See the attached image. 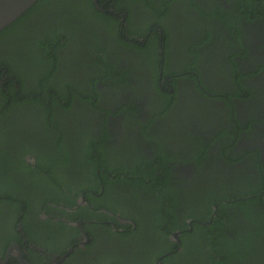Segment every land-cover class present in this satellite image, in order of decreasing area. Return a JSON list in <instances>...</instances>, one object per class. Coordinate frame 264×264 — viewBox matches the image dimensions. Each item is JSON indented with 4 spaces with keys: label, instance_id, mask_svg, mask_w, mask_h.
<instances>
[{
    "label": "flooded vegetation",
    "instance_id": "obj_1",
    "mask_svg": "<svg viewBox=\"0 0 264 264\" xmlns=\"http://www.w3.org/2000/svg\"><path fill=\"white\" fill-rule=\"evenodd\" d=\"M225 1L221 0V4L230 12L231 20L239 23L242 38L238 43L231 32L223 31L214 20L210 23L215 29L214 37L201 46L200 52L198 49L202 59L198 63L185 60V51L178 47L182 31L169 15L160 14L159 18L165 17L164 24L173 27L171 42L175 49L168 56L165 74L163 63L158 74L164 97L149 87L151 78L144 61L139 68L135 55V59L116 54L110 58L129 77L118 91L122 100L107 101L114 92L107 85L98 86L100 106L113 113L117 110L115 103H127L134 113L126 108L116 117L108 115L104 120L105 113L79 103L88 116L79 125L96 128L98 139L102 138L104 167L67 166L63 171L55 170L56 175H64L73 193L65 195L49 188L34 194L33 200L25 199L28 203L19 200L14 215L13 207L2 205L0 264H178L173 258L168 260L171 255L183 252L178 239L182 232L175 230L182 223L189 225L187 232L191 230L193 222L184 219L183 212L206 213L207 209L202 206L196 209L193 204L205 200L207 192L215 193L219 204H225V219L230 216V221L238 217L233 205L236 196L256 192V196L264 199V22L260 18L254 22L244 19ZM179 3L172 5L175 8ZM95 5L99 12L110 15L103 8L109 6L107 3L99 5L95 0ZM109 10L113 11L111 7ZM138 20L133 25L139 26ZM36 30L41 32L39 26ZM221 35L232 44L226 46L233 56L230 63L221 48L224 46L219 39ZM183 70L192 76L184 78L180 74ZM235 71L241 76L235 75ZM234 77H239L242 89L237 88ZM26 80L31 85L33 78ZM200 83L205 88L199 89L209 88L212 92L208 98L198 91L196 85ZM229 92L235 96L228 98L225 94ZM164 99L168 100L169 109ZM76 104L77 98L75 107ZM76 111L79 115L77 107ZM71 112H64L67 114L61 126L64 143L75 134L67 123L72 118ZM62 115L57 113V117ZM32 126L31 129L43 131L38 122ZM102 126L108 134L105 140ZM32 133L39 131L23 135L28 137ZM41 134L44 138L45 132ZM55 135L48 130L47 139L51 142ZM78 142L76 139L72 143ZM72 147L77 145L69 149ZM31 152L25 147L21 154L26 164L34 165ZM149 160L153 162L148 164ZM104 181H109L107 191ZM19 190L31 195L33 188L19 184ZM162 192L179 200L171 217L165 216L164 208L169 203ZM67 194L75 198L73 206L65 205L69 200ZM60 199L64 202H58ZM217 206L210 208L209 221ZM3 214L11 222L1 220ZM173 243L176 249L169 251Z\"/></svg>",
    "mask_w": 264,
    "mask_h": 264
},
{
    "label": "trees",
    "instance_id": "obj_2",
    "mask_svg": "<svg viewBox=\"0 0 264 264\" xmlns=\"http://www.w3.org/2000/svg\"><path fill=\"white\" fill-rule=\"evenodd\" d=\"M96 1L99 5L107 3L109 6L103 8L105 14L108 10L111 16L99 12L95 0H38L0 32V56L3 55L0 58V207H13V215L19 200L28 203L25 199L33 200L34 194L43 193L49 188L65 195L67 192L73 193L74 190L71 185L68 186L69 182L64 175H56L55 170L63 171L67 166L79 169L104 167L102 138L98 139L96 128L79 125L81 119L86 120L84 117H88L79 103H84L91 110L105 113L104 120H107L108 115L116 117L126 108L134 113L127 103H115L117 110L113 113L100 106L97 87L107 85L114 92L113 96L106 97L107 101L120 100L122 95L118 91L127 84L126 79L129 77L127 71L113 64L115 61L111 63L113 55L136 58L139 68L143 67L141 62L144 61L151 78L149 87L157 95H166L160 92L158 74L161 63L165 74L168 56L175 49L171 42L173 27L171 24L165 25V17L159 18L160 14L166 13L174 19L172 22L182 31L178 47L185 51V60L192 59L194 63L202 60L198 49L200 52L201 46L204 47V43L214 37L212 32L215 29L210 24L214 20L223 31L231 32L238 43L242 38L239 23L231 20L230 12L224 9L221 0ZM173 2L180 3L174 8ZM225 4H232L250 22L258 18L264 22V0H226ZM110 7L113 11L109 10ZM136 20L141 22L139 26L133 25ZM38 26L41 32L35 31ZM190 39L191 43L194 41L192 45ZM219 39L224 45L221 47L224 56L230 63L233 56L226 46L232 44L225 35H221ZM62 50H65L63 54ZM69 51L71 53L68 55ZM203 63L207 64L205 61ZM185 72L183 70L180 73L184 78L192 76ZM234 74L241 76L236 71ZM27 77L33 78L31 85H27ZM239 77H234L236 82ZM3 78H6V84ZM196 87L204 97L208 98L212 93L209 88L204 91L199 89L204 87L202 83ZM237 88L242 89L239 82ZM225 95L228 98L235 96L230 92ZM167 101L164 99L163 103L169 109ZM70 111L72 118L67 123L75 134L70 141L64 143L61 126L64 115L67 116L65 113ZM59 112L63 113L61 117H57ZM31 122L34 126L39 123L45 132L44 138L42 130L31 129ZM102 127L105 140L108 134L106 128ZM33 130L39 133H32L28 137L23 135V132L27 134ZM48 130L56 134L51 142L47 139ZM76 139L79 142L72 143ZM73 145H77V148L69 149ZM25 147L32 149L34 165L26 164L23 160L21 152H24ZM149 161L148 164L153 162ZM108 183L109 181L103 182L106 191ZM19 184L33 188L31 195L22 194ZM207 193L205 200H197L193 204L196 209H200V206L207 209L204 215L193 211L183 212L184 219H191L193 222L191 230L186 231L189 228L186 223L178 226L175 231L182 232L178 239L183 252L171 255L168 260L173 258L178 264H264V199L256 196V192L236 196L233 205L238 217L230 221V216L225 219V204H219L220 199L215 197V193ZM162 196L169 203L164 208L165 216L171 217L175 214L174 206L179 200L166 192H162ZM67 197L69 200L65 205L73 206L75 198L68 194ZM58 202L64 200L60 199ZM215 204L218 205V216L213 212L214 217L209 221L212 214L210 208ZM3 217L1 220L4 222H11L6 214ZM170 232L173 230H169ZM173 244L169 251L176 249V244Z\"/></svg>",
    "mask_w": 264,
    "mask_h": 264
},
{
    "label": "water",
    "instance_id": "obj_3",
    "mask_svg": "<svg viewBox=\"0 0 264 264\" xmlns=\"http://www.w3.org/2000/svg\"><path fill=\"white\" fill-rule=\"evenodd\" d=\"M38 0H0V32L20 18Z\"/></svg>",
    "mask_w": 264,
    "mask_h": 264
},
{
    "label": "rangeland",
    "instance_id": "obj_4",
    "mask_svg": "<svg viewBox=\"0 0 264 264\" xmlns=\"http://www.w3.org/2000/svg\"><path fill=\"white\" fill-rule=\"evenodd\" d=\"M174 74H175V72H174Z\"/></svg>",
    "mask_w": 264,
    "mask_h": 264
}]
</instances>
